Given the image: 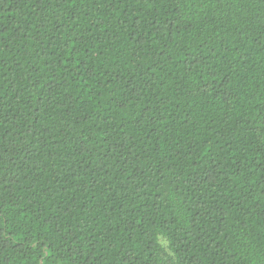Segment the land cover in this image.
<instances>
[{
	"label": "trees",
	"instance_id": "obj_1",
	"mask_svg": "<svg viewBox=\"0 0 264 264\" xmlns=\"http://www.w3.org/2000/svg\"><path fill=\"white\" fill-rule=\"evenodd\" d=\"M0 264H264V0H0Z\"/></svg>",
	"mask_w": 264,
	"mask_h": 264
},
{
	"label": "rangeland",
	"instance_id": "obj_2",
	"mask_svg": "<svg viewBox=\"0 0 264 264\" xmlns=\"http://www.w3.org/2000/svg\"><path fill=\"white\" fill-rule=\"evenodd\" d=\"M160 242H161V244H162L164 250H165L167 253H169L167 242H166L163 238L160 239Z\"/></svg>",
	"mask_w": 264,
	"mask_h": 264
}]
</instances>
